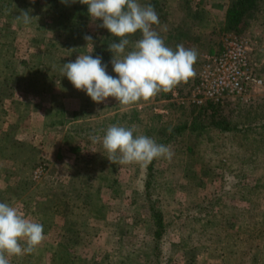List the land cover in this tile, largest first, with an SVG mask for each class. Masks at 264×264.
<instances>
[{
  "label": "rangeland",
  "instance_id": "374dc122",
  "mask_svg": "<svg viewBox=\"0 0 264 264\" xmlns=\"http://www.w3.org/2000/svg\"><path fill=\"white\" fill-rule=\"evenodd\" d=\"M193 2L214 23L222 20L226 0H167L172 16L153 25L162 39L182 4L188 12ZM21 10L35 17L31 24L16 19ZM101 23L78 0H0V202L41 223L45 235L35 252L10 257L9 264H264V87L214 101L222 102L230 125L242 130L204 132L190 152L183 145L186 133L166 144L174 155L155 159L157 182L148 198L144 167L111 163L102 137L114 124L148 136L189 118L190 108L204 103L186 101L200 59L219 50L222 35L170 42L198 53L196 76L174 90L176 97L162 92L132 106L111 97L96 104L60 69L93 46V57L109 52L103 64L117 75L108 45L120 38ZM227 34L245 41L251 68L264 79V26L254 21L244 32ZM128 38L126 52L136 34ZM93 136L101 140L93 142ZM39 166L43 174L33 179ZM150 205L162 216L157 239ZM209 210L210 222L199 232L198 221ZM226 215L234 218L232 226ZM187 249L195 261L186 262Z\"/></svg>",
  "mask_w": 264,
  "mask_h": 264
},
{
  "label": "clouds",
  "instance_id": "9594fccd",
  "mask_svg": "<svg viewBox=\"0 0 264 264\" xmlns=\"http://www.w3.org/2000/svg\"><path fill=\"white\" fill-rule=\"evenodd\" d=\"M34 3L35 0H32ZM76 3L77 0H70ZM88 6L91 18L101 20L99 27L105 28L119 42L108 45L113 53L111 64L116 76L109 75L102 57L91 53L78 55L74 62L63 64L61 76H66L75 89L84 91L96 104L105 103L109 97L122 106H132L141 101L150 102L160 93H173L181 84H187L196 76L194 64L198 53L195 49L176 45L175 50L153 29L159 17L151 4L141 5L138 0H78ZM67 4L69 0H61ZM24 24H31L35 17L21 10L16 17ZM141 39L135 41L132 50L126 52L131 43L129 36L137 33ZM86 41L92 37L86 35ZM170 131V130H169ZM135 126L110 125L102 137L107 159L113 164L146 167L155 159L171 160L174 153L169 146L158 144L153 138L136 135ZM93 142L101 140L92 137ZM41 223L26 218L7 202H0V264H9L10 257L32 254L44 242Z\"/></svg>",
  "mask_w": 264,
  "mask_h": 264
},
{
  "label": "trees",
  "instance_id": "16d2710c",
  "mask_svg": "<svg viewBox=\"0 0 264 264\" xmlns=\"http://www.w3.org/2000/svg\"><path fill=\"white\" fill-rule=\"evenodd\" d=\"M52 1L57 4V2H60L61 0ZM187 1L188 0H183L184 3H186ZM138 2L141 5L151 4L158 14V17L163 21L167 19L166 16L171 15V6L167 3V0H146ZM183 4L182 9H180L177 13L178 16H176L175 19L171 20V26L166 38H163L166 46L168 47L170 46V42L176 39L195 43L197 42V40L202 39V37H209V35L220 36L225 34L226 32L241 33L248 29L250 27V24H252V22L254 21H257L259 26H264V0H226L223 18L216 23L213 22L212 17L205 11L204 7L199 6L196 2H193L192 7L188 12H186V10L188 9L184 8ZM138 33L140 32L137 31L136 33V41L139 40V37H137ZM208 46L209 44L207 43V45H205L204 47L208 48L209 50L210 47ZM171 48L175 50L173 46ZM108 53L109 52H101L100 54H95V56H101L102 63H104V61L109 57L107 55ZM256 76L258 75L256 74ZM167 96L168 94L166 93L165 97ZM223 107L224 105H222V102L217 103L208 100L199 106L191 107L189 110V118H186V120H184L180 124L173 125L172 128L169 129L166 126L160 128L158 127L154 135L148 136L153 138L158 144L168 145L172 139L183 137L184 133H186L185 135H188L190 142H187V138V140L185 141L186 143H184L183 145L186 147L187 152H190L191 147H194L196 145L198 138L204 132L215 130L218 133L231 134L233 132H238V130H242L241 128L238 129V126L230 125V123L228 122V118L226 117V115L228 114L225 113ZM154 162L155 160H153L151 164L144 167L142 187L144 188V192L148 196V198L150 197L148 194V190L151 189V187L149 188V186L154 184L153 182H157ZM159 183H161V181ZM109 186H111V183L108 184V187ZM149 213V218L153 226L151 235L153 238L157 239L160 236L163 228L161 212L159 210H154L153 206L150 205ZM210 213V210L208 212H205L204 220L199 219L198 222H202V224H200L199 226V232H204L206 230V226L210 222ZM261 213L262 218H264V208L263 212ZM224 218L228 221V225L230 226L235 223V220H233L234 218H228L227 215L224 216ZM185 237L188 236L186 235ZM188 253L189 250H185L184 256L186 262L195 261L194 256L192 254L188 255Z\"/></svg>",
  "mask_w": 264,
  "mask_h": 264
},
{
  "label": "built area",
  "instance_id": "2783aa9c",
  "mask_svg": "<svg viewBox=\"0 0 264 264\" xmlns=\"http://www.w3.org/2000/svg\"><path fill=\"white\" fill-rule=\"evenodd\" d=\"M219 42L217 52L202 55L196 82L186 99L188 103L199 105L208 100L241 96L253 88L264 87V79L256 76L251 68L245 41L225 33ZM42 174L43 168L39 166L32 177L38 179Z\"/></svg>",
  "mask_w": 264,
  "mask_h": 264
}]
</instances>
